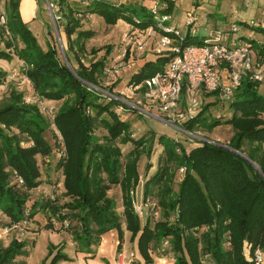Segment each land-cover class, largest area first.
<instances>
[{
	"label": "trees",
	"instance_id": "obj_1",
	"mask_svg": "<svg viewBox=\"0 0 264 264\" xmlns=\"http://www.w3.org/2000/svg\"><path fill=\"white\" fill-rule=\"evenodd\" d=\"M50 1L55 5L54 16L59 17L55 20L58 30L63 29L67 37L64 50L72 69L54 45L50 44L46 52L39 49L22 19L21 0H8L6 12L2 13L13 38L5 46L14 53L0 49V60L12 61L17 56L25 64L35 94L40 99L62 102L54 119V138L60 146V133L66 149L57 164L62 171L66 202L58 205L51 197L30 202L29 193L43 185L38 157L53 152L45 135L51 125L39 107L27 105L22 94L13 92L0 104V212L9 219L6 224L0 220V228L12 227V233L19 236L33 232L31 225L40 224L36 221L39 216L48 221V229L53 227L52 218H56L68 224L65 228L78 252L93 254L104 234L117 229L121 237L118 252L122 250L126 230L138 237L140 254L148 264L153 263L152 253L171 257L173 264H205L206 257L215 264H257V250L264 251L261 85L249 76L244 77L229 100L230 117H204L209 108L206 107L180 127L191 133L198 127L213 130L221 125L230 126L233 136L229 143L207 139L188 150L175 140L159 137L163 154L156 172L143 187L144 206L152 214L143 222V216L134 209L131 193L140 184L139 162L145 142L133 139L131 123L122 120L114 110L126 105L112 98L108 103L100 101L104 94L97 88L104 89L99 77L105 71L107 59L101 58L89 67L82 62L80 55L85 52L88 39L98 33L97 29H83L82 25L87 26L92 15L105 26H115L123 20L131 26L130 35L141 38L150 28L154 29L156 39L165 35L176 38L175 33L165 30L174 28L185 36L184 45H205L209 37L194 43L190 35L171 26V20H163L164 16L173 18V0H137L127 4L110 0ZM155 43L156 40L151 42L154 47ZM248 43L257 64L264 65V44L258 50L255 41ZM72 56L78 62L77 68ZM127 56L130 62L131 56ZM170 59L158 56L148 60L133 74L130 83L142 85L163 71ZM6 76L0 70V86ZM108 91L118 96L112 88ZM100 129L106 133L97 135ZM129 143L134 148L124 156L120 145ZM151 168L152 165L147 170ZM180 171L183 178L176 184ZM115 186L123 192V217L117 202L109 197ZM161 214L163 219H158ZM29 245L14 239L9 246H1L0 264H26L17 258L29 256ZM69 260L59 249L53 264Z\"/></svg>",
	"mask_w": 264,
	"mask_h": 264
},
{
	"label": "rangeland",
	"instance_id": "obj_2",
	"mask_svg": "<svg viewBox=\"0 0 264 264\" xmlns=\"http://www.w3.org/2000/svg\"><path fill=\"white\" fill-rule=\"evenodd\" d=\"M37 1V0H36ZM79 2V0H73ZM119 1V0H114ZM134 1V0H132ZM131 1V2H132ZM123 3L127 4L129 0H122ZM143 2V0H138ZM8 0H0V14L5 13ZM40 10L37 15L36 20L29 21L27 24L28 29L31 31L33 37L35 38L37 45L41 51H48L50 49V44L54 45L59 52V56L65 62L68 61L65 48L67 47V37L65 31L61 29L59 32L56 31L55 23L53 20V14L47 4V0H39ZM181 11H174L172 17L174 23H183V26L187 23L186 11L195 10L196 15H198L200 24H198V35L193 38L194 43H198L203 38L209 36V30L200 29V25H204L205 19H202L204 13L213 12L219 13L216 6L211 5H190L186 3L181 6ZM210 9V10H209ZM224 8L220 11L221 14L224 13ZM248 14V15H247ZM141 17V14H139ZM240 15V14H239ZM238 15V17H239ZM252 17L251 22H248L250 26L244 27L243 30H239L238 33L234 34V39H253L258 41L264 40V33L258 30V27L252 23L254 21H264V0L251 2L250 9L241 17L246 19L245 16ZM88 19L86 24L82 25L83 29L92 28L97 29L98 33L94 38H90L86 44L85 52L81 53L80 57L82 62L86 66H90L93 62L98 61L101 58L107 59L106 68L99 81L101 86L97 90L104 94L100 99L101 102L108 103L110 98L118 99L122 104L126 105L124 108L118 107L114 110L117 112L122 120H126L131 123L133 129L132 137L135 140L141 139L145 142V152L141 157L139 162V172L141 174L140 184L135 191L131 193L132 200L134 202V209L137 213L143 210V222L146 221L147 216H151L152 212L150 208H146L143 201V187L145 181V176L148 174L149 170L147 167L152 165V167H158L159 158L163 154V147L159 144V137L166 136L169 139L175 140L181 143L188 150L198 146L201 141L207 139H212L219 141L223 144L229 143L233 136V130L230 126L221 125L214 128L213 130H208L207 128L198 127L193 132L188 133L182 130L180 127L189 119L194 118L206 107L208 110L204 113V117L222 116L223 118H228L231 116L229 112V101H222L217 94L202 92L199 94V107L191 106L186 100H184V95H182V102L174 111L170 113H164L158 109L153 103L144 99V89L139 87L135 89L136 86L130 83L133 74L144 64L148 62L151 58L155 59V53L153 52L154 46L150 44L144 53H132L130 62L126 60L128 56H124L125 50L129 49L131 45L129 44V37L125 40V34L129 33L125 28V21L120 20V25L116 26H105L102 20ZM256 18V20H255ZM238 21V20H237ZM242 21V20H241ZM130 28V27H129ZM260 28V27H259ZM183 30V29H181ZM0 49L7 50L14 53L13 49H6L5 44L8 42H13L12 35L9 33L6 24L1 22L0 19ZM22 46V45H21ZM63 49V50H62ZM64 51V52H63ZM130 55V54H129ZM133 58V59H132ZM157 59V58H156ZM74 67H78V62L74 60ZM66 63V62H65ZM0 70L7 73V76L0 86V104L5 102L11 97L13 92L17 94H22L23 101L27 105H36L42 116L50 123V128L46 132V137L48 142L53 147V152L47 157H38L39 166L42 172V182L43 186L40 189L33 190L29 194L31 196L30 202L38 199L41 201H46L48 197H54L56 204H62L66 202L63 187V177L62 171L58 169L59 162V145L56 143L55 133L57 128L54 125V119L57 115L62 102L50 101L46 99H40L34 91L31 81L26 75V68L23 61L14 56L12 61L0 60ZM113 89V92L118 94L112 95L108 90ZM259 92L264 96V86L259 87ZM229 104V105H228ZM129 107V108H128ZM49 108H54V113H50ZM47 109V110H46ZM106 133L104 130L100 129L97 131V135L101 136ZM28 143H24V146H28ZM122 148L123 155L125 156L134 145L129 143L127 145H120ZM157 170V169H156ZM183 178V172H179L176 178V184H178ZM109 197L113 198L117 202V210L119 214L123 217L124 207H123V192L120 186L112 187L109 191ZM160 217V218H159ZM158 219H163L162 214L158 216ZM0 220L3 224L9 221V219L0 212ZM45 220V219H44ZM37 222L41 223L42 219L37 218ZM53 227L48 229L45 224L42 232H40L35 238L34 235L31 236L32 231L26 234H20L19 236L12 233L11 228H0V247H7L14 239H19V241L26 244L32 243L31 245V255L28 258L26 264H53L54 257L58 254L59 249L67 256H69V261H60L57 264H116V256L118 253L119 244L121 242V237L117 229H113L104 234L101 244L98 247H94L93 254H87L83 252L76 251V248H68L66 246L67 235L63 232H67L65 228L68 224L61 223L58 219L52 218ZM76 223V222H75ZM59 224V225H58ZM62 224V227H60ZM35 225V224H34ZM34 227V226H33ZM40 227V228H41ZM41 230V229H40ZM202 229L201 232H203ZM57 235V237L55 236ZM54 235V236H53ZM16 237V238H15ZM122 250L125 251L127 256V261H133V264H148L143 259L140 254L138 247V237L133 236L130 232H124ZM60 242V243H58ZM57 243L60 244L57 246ZM63 244V245H62ZM54 247V248H53ZM65 247V248H64ZM121 250V251H122ZM134 256V257H133ZM17 258V261L24 260ZM170 258V257H167ZM210 257L205 258V264H215ZM163 257L157 253H152V264H162ZM174 262L169 261V264ZM151 264V263H150Z\"/></svg>",
	"mask_w": 264,
	"mask_h": 264
},
{
	"label": "built area",
	"instance_id": "obj_3",
	"mask_svg": "<svg viewBox=\"0 0 264 264\" xmlns=\"http://www.w3.org/2000/svg\"><path fill=\"white\" fill-rule=\"evenodd\" d=\"M47 4L53 14L55 5L50 0H47ZM0 19L3 24L6 22L2 13ZM54 19L59 17L54 16ZM163 20L168 21L171 18L164 16ZM165 30L167 33H175L176 38L168 35L158 38L153 52L157 56L171 57L170 61L163 71L135 87L136 90L142 87L145 90L144 99L153 103L162 112L170 113L178 108L182 102V95L191 106L199 107V94L204 91L218 93L220 99L229 101L246 76L264 86L263 65L255 61L252 46L248 42L235 40L229 43L225 31L215 30L205 45H184L185 36L180 31L174 28ZM232 30L235 32L236 28ZM154 36L156 35L153 28L148 29L142 38L126 33L125 40L129 37L131 47L125 50L123 55L131 56L135 51L138 54L144 53ZM49 111L54 113V108H49ZM58 140L60 144L58 155L62 158L66 149L60 133ZM138 214L143 216V210ZM256 260L257 264H264V251L257 250ZM133 261H127L124 250L117 253L116 264H133Z\"/></svg>",
	"mask_w": 264,
	"mask_h": 264
},
{
	"label": "crops",
	"instance_id": "obj_4",
	"mask_svg": "<svg viewBox=\"0 0 264 264\" xmlns=\"http://www.w3.org/2000/svg\"><path fill=\"white\" fill-rule=\"evenodd\" d=\"M110 1H114V0H110ZM119 1H122V0H119ZM131 1L132 0H129L130 3H131ZM135 1H137V0H134L132 2H135ZM173 1L175 3V11L176 12L181 11V9H180L181 6H183L184 4L186 5V3H188L190 5H195V6H200L202 4L216 6L218 8L219 13H217V12L213 13L210 11L207 13H204V16L202 19H205V22H204L205 24L200 25V29H204L205 31L209 30V36L208 37H210V34L215 30H223V31H225V33L228 34L229 43H231L232 41H235V40H239L241 42H251L253 40V41H255V43L258 46L257 47L258 50H261L260 45L264 44V40L258 41L255 38H253V39H244V38L236 39L235 38L234 39L235 33H238L239 30H243L244 27H246V26H250L248 22H251L250 19H252V17H248L247 16L248 14L245 16L246 19H242L241 17L244 15L245 12H247V9L248 10L250 9L251 2H255L257 0H173ZM259 1H262V0H259ZM86 4H88V2ZM223 8L225 11L223 14H221L220 11H222ZM39 10H40V5L38 4V1H36V0H21V2H20L21 16H22V19L25 23H28L29 21H32V20H36L37 15L39 13ZM178 14H180V13L178 12ZM186 14H187L186 15L187 23L184 26H183V23H181V22H177L175 24L173 18H171L170 25L175 27V28H178V29H183L181 31L183 33H186L187 36L190 35L191 41H193V38L197 37V35H198L199 28L197 25L200 24V21H199L198 15H196L195 10L190 9V10L186 11ZM238 15H239V17H238ZM91 16L92 15H90V17H88V19L94 20L95 19L94 16H92V17ZM98 20H100V19H98ZM255 20H256V18H255ZM190 21H193V22L190 23ZM120 22H122V21H119L117 23V25H115V26L118 27L120 25ZM252 23H254V25L258 27L259 31L264 33V21L252 20ZM125 28H127L126 31H130L131 26H129V24L125 22ZM233 28H236L235 32L232 30ZM205 36H206V34H204L203 38H207ZM155 40H157L156 36L152 37L150 41L154 42ZM151 42H150V44H151ZM253 54H254V52H253ZM154 56H155V59L151 58L150 60H156V58H158L157 55H154ZM262 68L264 69V65ZM156 169L157 168L154 166L149 170L148 174L145 176V181L156 172ZM42 186H40L38 189H40ZM38 218H41L42 222L39 225L38 224H35V225L32 224L31 225V227L34 229L31 236L34 235V238L40 232H42L43 227H41V226H43L45 224V222H47L46 219L44 220V218L41 216H39ZM60 227H62V224ZM126 232H128V231H126ZM63 233L67 235V238H66L67 242H66L65 247H68V248L74 247V248H76V251H77V246L74 243L72 236L65 231ZM55 236L57 237L56 234H55ZM58 243H60V242H58ZM58 243H57V246L61 244V243L60 244H58ZM27 250L29 251V256L24 257V260L26 262H27L28 258L30 257L31 251H32L30 245L27 247ZM91 255H92V253H91ZM21 259H23V257ZM169 261L174 262V259H172L171 257L170 258L165 257L162 261V264H169Z\"/></svg>",
	"mask_w": 264,
	"mask_h": 264
},
{
	"label": "water",
	"instance_id": "obj_5",
	"mask_svg": "<svg viewBox=\"0 0 264 264\" xmlns=\"http://www.w3.org/2000/svg\"><path fill=\"white\" fill-rule=\"evenodd\" d=\"M53 20H54V23H55L56 31L59 32L58 27H57V24H56L55 19H54V16H53ZM62 50H63V49H62ZM63 52H64V51H63ZM64 53H65V52H64ZM66 63L68 64V66L70 67V69H72L71 66L69 65V62L66 61ZM243 156L245 157V155H243ZM246 158H247V157H246ZM257 168H258V167H257Z\"/></svg>",
	"mask_w": 264,
	"mask_h": 264
}]
</instances>
